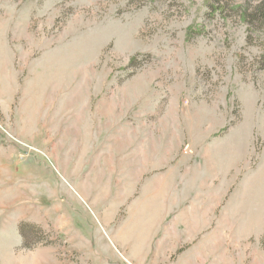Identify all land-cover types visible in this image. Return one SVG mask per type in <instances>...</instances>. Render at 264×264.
<instances>
[{
	"label": "rangeland",
	"instance_id": "374dc122",
	"mask_svg": "<svg viewBox=\"0 0 264 264\" xmlns=\"http://www.w3.org/2000/svg\"><path fill=\"white\" fill-rule=\"evenodd\" d=\"M0 264H264V0H0Z\"/></svg>",
	"mask_w": 264,
	"mask_h": 264
},
{
	"label": "crops",
	"instance_id": "0c3cea01",
	"mask_svg": "<svg viewBox=\"0 0 264 264\" xmlns=\"http://www.w3.org/2000/svg\"><path fill=\"white\" fill-rule=\"evenodd\" d=\"M257 187V186H256Z\"/></svg>",
	"mask_w": 264,
	"mask_h": 264
}]
</instances>
